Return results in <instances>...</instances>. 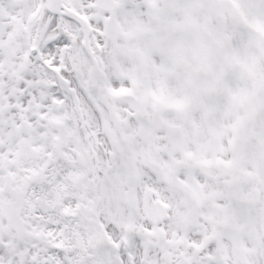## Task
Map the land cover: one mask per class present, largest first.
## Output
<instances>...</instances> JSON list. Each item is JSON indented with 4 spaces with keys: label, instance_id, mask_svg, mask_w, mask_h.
I'll use <instances>...</instances> for the list:
<instances>
[{
    "label": "snow or ice",
    "instance_id": "1",
    "mask_svg": "<svg viewBox=\"0 0 264 264\" xmlns=\"http://www.w3.org/2000/svg\"><path fill=\"white\" fill-rule=\"evenodd\" d=\"M0 264H264V0H0Z\"/></svg>",
    "mask_w": 264,
    "mask_h": 264
}]
</instances>
